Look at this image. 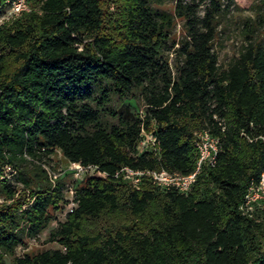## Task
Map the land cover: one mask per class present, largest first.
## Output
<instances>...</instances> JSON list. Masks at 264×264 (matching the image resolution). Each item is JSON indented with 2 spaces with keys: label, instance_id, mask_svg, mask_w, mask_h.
Returning <instances> with one entry per match:
<instances>
[{
  "label": "trees",
  "instance_id": "16d2710c",
  "mask_svg": "<svg viewBox=\"0 0 264 264\" xmlns=\"http://www.w3.org/2000/svg\"><path fill=\"white\" fill-rule=\"evenodd\" d=\"M164 1L126 0L117 35L101 0H26L29 12L0 24V170L16 171L0 182L9 201L0 205V264H264V211L255 221L238 210L248 184L264 179V43L221 69L216 24L234 2L171 0L169 13L155 7ZM127 100H140L141 113ZM201 131L218 151L189 192L135 190L114 176L122 167L189 174ZM144 132L157 153L138 151ZM56 150L105 177L75 188V207L48 237L60 249L16 257L64 201V185L42 168ZM16 183L27 193L16 196ZM151 210L139 231L82 232L103 213L141 221Z\"/></svg>",
  "mask_w": 264,
  "mask_h": 264
},
{
  "label": "rangeland",
  "instance_id": "374dc122",
  "mask_svg": "<svg viewBox=\"0 0 264 264\" xmlns=\"http://www.w3.org/2000/svg\"><path fill=\"white\" fill-rule=\"evenodd\" d=\"M6 1V0H5ZM3 2V9L0 19V24L9 23L17 16L8 17L9 7ZM126 0H101V6L104 11V16L108 20L107 25L109 29L112 30L113 35H117V30L115 28L116 24H122L124 20V8ZM233 5L229 6L228 10L223 13L217 20L216 35L213 41V50L217 55L218 65L221 69H226L230 63H232L239 54L243 52L248 43H264V15H263V0H232ZM224 3V0H220ZM158 9L164 10L166 12H173V1L167 0L162 4L155 6ZM30 8L27 5V11ZM172 38L178 41L182 38L183 30L181 22L179 20L175 21V25L171 32ZM172 55H169V59H172ZM132 105L131 110L135 114H140L142 110L141 101L130 100L126 101ZM154 129V125H151V130ZM151 133L144 132L140 138L138 144L139 152H151L157 153L156 146L151 142ZM44 166L54 174L56 178L53 182L59 180L64 185V201L59 204V207L55 211H50L52 215V220L45 230H43L36 240L24 239L23 245L15 249L14 256L21 257L25 254L35 255L43 250L60 249L57 242L50 241L48 239L50 231L55 229L58 223L64 222L66 215L71 205V199L73 192L76 187H78L83 180L89 176H98L91 171H78L61 155V153L56 150L51 155L44 158L42 161ZM26 168H30L26 166ZM9 177V176H8ZM48 177V175H47ZM125 183L131 186L130 181L123 179ZM150 183L147 178H142L139 189L142 188L143 184ZM17 184L18 192L16 196L21 194H26L27 190L22 188L20 183ZM152 185V184H151ZM9 201H5L0 196V205L8 204ZM149 219V220H148ZM155 219V212L151 210L150 216L139 220L130 219L119 213H103L102 216L97 220H88L82 223V232L87 234H95L97 232L105 233L106 231H115L121 229H128L133 231H139L148 225L150 220ZM4 261L6 264H12V258L9 256H4Z\"/></svg>",
  "mask_w": 264,
  "mask_h": 264
},
{
  "label": "built area",
  "instance_id": "2783aa9c",
  "mask_svg": "<svg viewBox=\"0 0 264 264\" xmlns=\"http://www.w3.org/2000/svg\"><path fill=\"white\" fill-rule=\"evenodd\" d=\"M4 4L9 7L7 12L8 17L17 16L21 12L27 11L26 0H6ZM3 16L0 14V19L2 18L3 20ZM151 138V142L153 145H155V138ZM194 146L197 149L198 156L195 168L189 174L180 175L176 173H169L165 170H132L128 167H122L118 172L115 173L114 176L117 177L120 175L122 179L130 181L132 188L135 190H139L141 179L147 178L155 187L163 189L172 188L179 193H187L195 183L201 167L203 165H214L216 153L218 151V139L211 136L207 131H201L196 134ZM70 164L78 171H91L100 177H105L104 173L96 171L95 167H82L78 163ZM42 168L47 173L49 180L53 182L56 176L50 173V171L44 165H42ZM15 173L16 171L12 167L8 165L3 166L0 170V182ZM71 204L72 207L69 208L68 213L72 212V209L75 207V203L72 199ZM238 210L241 215L245 216L246 218L253 219L255 221L259 220L256 214L264 211V179L262 175L259 181H251L248 184L238 206Z\"/></svg>",
  "mask_w": 264,
  "mask_h": 264
}]
</instances>
